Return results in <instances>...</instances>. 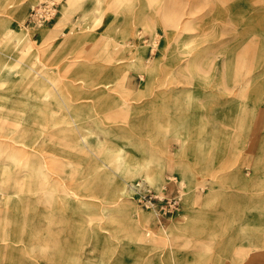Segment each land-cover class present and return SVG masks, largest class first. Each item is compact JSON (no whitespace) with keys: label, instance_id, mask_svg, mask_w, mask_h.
<instances>
[{"label":"rangeland","instance_id":"1","mask_svg":"<svg viewBox=\"0 0 264 264\" xmlns=\"http://www.w3.org/2000/svg\"><path fill=\"white\" fill-rule=\"evenodd\" d=\"M45 1L0 0L5 30L32 32L0 46V123L62 161L47 181L0 154V264H264V0H56L54 19L30 23ZM130 156L147 173L121 180L119 204L146 239L128 237L97 188ZM168 177L177 218L125 196L131 181Z\"/></svg>","mask_w":264,"mask_h":264},{"label":"bare ground","instance_id":"2","mask_svg":"<svg viewBox=\"0 0 264 264\" xmlns=\"http://www.w3.org/2000/svg\"><path fill=\"white\" fill-rule=\"evenodd\" d=\"M121 1L122 0H114L116 5H118V3ZM21 18L23 19V16H21ZM64 21H65V19L59 21L55 25L54 28L49 30V32L46 34V42H48L49 40H51L55 37V35L58 33V31L63 26ZM6 22H7L6 19L2 20L0 18V46H8L11 44H15L16 46H21V45H23V43L28 38L31 37L32 32L30 30H28L27 28H25V29L19 28V31H15L13 33H11L8 28H7V30H5L6 29ZM170 22H171V24L172 23L175 24L177 21L174 22V19H172ZM23 25L25 27H27L26 24H23ZM153 43H155V41ZM28 50L29 49H23V51H26V52ZM9 57H12L11 54H9ZM111 58H112V61H119L120 60V58H117V59H114L113 57H111ZM140 61H142V63H143V64L140 63V65H139L140 70L147 72L149 67L146 65V63L143 62V58L141 56H140ZM8 65L9 64L4 63L1 66V70L4 71V69ZM67 68L68 67H64V69H67ZM35 72H36V74H39V72H37V71H35ZM25 74H28V73L25 71ZM40 77L47 79L45 75L40 76ZM49 78H50V76H49ZM115 79L117 81H122L125 79V76L122 73L120 75L115 74ZM113 98L114 97H112L111 93L107 92L105 90L100 91L98 93V97H97L99 103H102V102L114 103L115 100ZM118 106H119L118 108L121 109L122 111H128L130 109L128 107H124V106H120V105H118ZM23 122H25V121H23ZM7 138H9L10 140ZM15 142L21 143V145L24 144L25 146L35 148L36 151L32 149L33 152H27L26 151L22 154H19V153H17L16 145H14ZM22 150L25 151L24 149H22ZM0 154L1 155L4 154L3 156L7 160H14V162L16 161L19 164H23V165H26L30 168H33L35 171L38 172V174L41 177H44L47 181H48V172L44 168L47 167L49 164H51V167L56 169L58 167V165L60 166V164L62 163V161L55 159L53 157H48L46 154L42 153V149L40 148V145L37 142H35V141L32 142V141L27 139V130L22 128L21 126H18V125L16 126V124H7L6 125L5 123H0ZM129 160L130 161H129L128 165H125L119 171V174L114 173L115 171L111 167L109 174L107 175V180L104 183H100L99 187L97 186V188H99L100 192L102 193V198L104 200V204L105 203L108 204L110 206L109 208L112 209L109 212V215H111V217H117L120 219H124L128 222V224L126 226V232H127L128 237L131 240L140 239V238L146 239L145 233L143 232V230L141 228L142 224L140 225L138 222L134 221V219H133L134 215L137 213L133 212V214H132L130 212H127L128 211L127 207L121 206L119 204V198L122 195H124V192H125V188L121 185V180H126V178L135 176L137 174H140L141 172L147 173V171H146L147 159L145 156H143L140 159H135V160L132 159V157L130 156ZM88 187H90V186H88ZM80 197H82V196H77L75 198L70 197L69 200H71V202L77 204L78 206H85V207L96 206L97 207V205L95 203H91V202L82 200ZM83 197L97 198L96 196H92V195H85ZM104 208L106 209V206H104L103 209ZM167 235L169 236L168 232H167ZM103 240H109V237H105V238H103ZM169 241H170V238H169ZM170 244L173 245L172 242ZM8 249L9 250L12 249V246L6 245L4 247V252Z\"/></svg>","mask_w":264,"mask_h":264},{"label":"built area","instance_id":"3","mask_svg":"<svg viewBox=\"0 0 264 264\" xmlns=\"http://www.w3.org/2000/svg\"><path fill=\"white\" fill-rule=\"evenodd\" d=\"M42 5L35 10L29 19L30 23L43 26L54 19L58 1L46 0ZM125 196L143 210L152 212L159 221L177 218L184 211L180 182L175 177H168L160 187L150 184L144 178L131 181L127 184Z\"/></svg>","mask_w":264,"mask_h":264},{"label":"crops","instance_id":"4","mask_svg":"<svg viewBox=\"0 0 264 264\" xmlns=\"http://www.w3.org/2000/svg\"><path fill=\"white\" fill-rule=\"evenodd\" d=\"M202 191H204V190H202ZM179 217V216H178Z\"/></svg>","mask_w":264,"mask_h":264}]
</instances>
